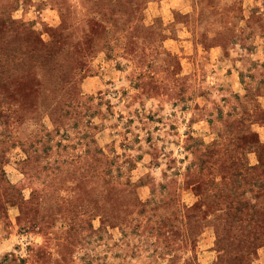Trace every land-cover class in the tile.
Wrapping results in <instances>:
<instances>
[{
	"label": "rangeland",
	"instance_id": "rangeland-1",
	"mask_svg": "<svg viewBox=\"0 0 264 264\" xmlns=\"http://www.w3.org/2000/svg\"><path fill=\"white\" fill-rule=\"evenodd\" d=\"M0 264H264V0H0Z\"/></svg>",
	"mask_w": 264,
	"mask_h": 264
}]
</instances>
